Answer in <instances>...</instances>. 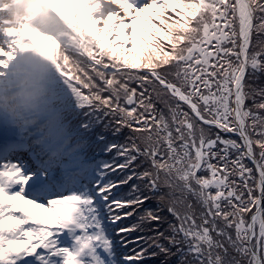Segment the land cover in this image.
<instances>
[{"label": "snow or ice", "instance_id": "1", "mask_svg": "<svg viewBox=\"0 0 264 264\" xmlns=\"http://www.w3.org/2000/svg\"><path fill=\"white\" fill-rule=\"evenodd\" d=\"M52 7L83 79L19 112L0 48V264H264V0Z\"/></svg>", "mask_w": 264, "mask_h": 264}, {"label": "rangeland", "instance_id": "2", "mask_svg": "<svg viewBox=\"0 0 264 264\" xmlns=\"http://www.w3.org/2000/svg\"><path fill=\"white\" fill-rule=\"evenodd\" d=\"M39 4H49L52 0H37ZM6 4L13 7V11L18 14L10 15L9 24L3 25L0 30H2L3 37L0 40V48L8 49L9 43H11V51L14 52V58H12V65L9 63L8 69V82L12 83L11 87H18L15 92V95L12 96L14 99H19L25 92V90L30 86L31 74L26 72V68H31L34 70L35 74L46 79V82L51 86V88L60 82V72L58 70V65L56 57L58 54L57 50L53 49L54 41H52L51 36L48 35V32L43 29V25L38 22L40 8L39 4L35 0H5ZM4 4V5H6ZM49 7V5H47ZM26 29L28 33L26 32ZM25 30V33L28 35V40L23 41L22 31ZM123 32V29L121 30ZM17 36L18 39L14 37ZM39 34L38 36L33 37V34ZM42 37H47L45 40ZM20 41L19 45H16V41ZM64 40V37H63ZM65 42V40H64ZM66 52V51H65ZM63 54V53H62ZM88 92V90H87ZM11 99V98H10ZM9 99V100H10ZM17 100L13 101L16 105ZM130 130L124 129L120 134L124 136V139H127V136L130 135ZM125 142V141H124ZM95 154L94 152L92 155ZM106 153H104L105 155ZM110 155V156H109ZM109 157L113 156V153H108ZM105 156V157H107ZM109 157L105 159H109ZM101 159V158H95ZM104 159V158H103ZM115 191V190H114ZM126 194L131 191V188L128 187L123 190ZM38 213H42V210L35 209ZM143 209H138L134 214V221H138V214L142 212ZM128 227H131V224H128ZM134 236L130 237V240H137L143 233H140L139 230H136ZM134 245H132L133 247ZM152 260H149L151 262Z\"/></svg>", "mask_w": 264, "mask_h": 264}, {"label": "clouds", "instance_id": "3", "mask_svg": "<svg viewBox=\"0 0 264 264\" xmlns=\"http://www.w3.org/2000/svg\"><path fill=\"white\" fill-rule=\"evenodd\" d=\"M25 71L31 74V81L30 86L18 99L13 108L19 112H26L37 108L47 97L51 89V86L46 82V79L35 74L33 69L26 68Z\"/></svg>", "mask_w": 264, "mask_h": 264}, {"label": "trees", "instance_id": "4", "mask_svg": "<svg viewBox=\"0 0 264 264\" xmlns=\"http://www.w3.org/2000/svg\"><path fill=\"white\" fill-rule=\"evenodd\" d=\"M87 71H89L90 72V70L89 69H87ZM91 73V72H90ZM256 83H261V81H257ZM248 103H250V101H248ZM120 136V135H119ZM118 137V136H117ZM137 171H139V169H137ZM129 174H131V173H129ZM112 176H113V178H116V173H112ZM116 183L119 185V179H116ZM120 187H122L124 190L126 189V188H128L129 187V185H120ZM153 203H155V202H153ZM129 217H125V220H127ZM133 217H130V219H132ZM127 234L128 233H124L123 235H125V236H127ZM127 247H129V249H127V251H131V248L132 247H130V245H128ZM139 250V249H138ZM155 259H157V258H152V260H155ZM148 264H152V261L151 262H148Z\"/></svg>", "mask_w": 264, "mask_h": 264}, {"label": "bare ground", "instance_id": "5", "mask_svg": "<svg viewBox=\"0 0 264 264\" xmlns=\"http://www.w3.org/2000/svg\"><path fill=\"white\" fill-rule=\"evenodd\" d=\"M38 22H42V20H40V21H38ZM44 22L48 23V21H47V20H44ZM55 29H56V27H55Z\"/></svg>", "mask_w": 264, "mask_h": 264}]
</instances>
